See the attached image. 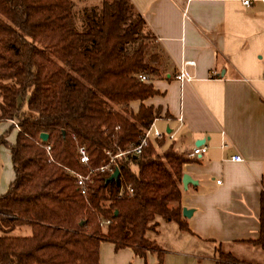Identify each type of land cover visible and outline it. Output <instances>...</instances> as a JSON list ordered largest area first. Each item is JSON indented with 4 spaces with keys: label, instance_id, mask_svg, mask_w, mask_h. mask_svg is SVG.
Here are the masks:
<instances>
[{
    "label": "trees",
    "instance_id": "1",
    "mask_svg": "<svg viewBox=\"0 0 264 264\" xmlns=\"http://www.w3.org/2000/svg\"><path fill=\"white\" fill-rule=\"evenodd\" d=\"M97 2L77 25L72 0H0V121L17 128L12 144L0 134L13 170L0 194V264H98L101 241L143 256L159 252L146 236L156 219L187 230L179 199L188 157L161 139L117 159L114 179L90 173L85 196L70 173L105 164V151L135 144L157 117L150 106L130 107L154 94L138 78L156 74L151 32L130 0ZM120 184L131 195L117 196ZM254 242L264 250L263 211ZM215 258L244 264L218 248Z\"/></svg>",
    "mask_w": 264,
    "mask_h": 264
},
{
    "label": "crops",
    "instance_id": "2",
    "mask_svg": "<svg viewBox=\"0 0 264 264\" xmlns=\"http://www.w3.org/2000/svg\"><path fill=\"white\" fill-rule=\"evenodd\" d=\"M130 1L153 36L146 51L156 70L149 76L154 94L130 107L153 109L162 149L171 145L185 156L196 146L205 151L182 164L192 180L185 188L180 182V207L192 211L183 217L187 230L163 219L151 230L167 231L173 247L162 248L146 234L160 254L139 256L101 241L98 264H165L167 254L215 264L217 248L244 264H264V250L254 242L264 212V3ZM185 61H192L185 66L191 79L180 83L173 74ZM5 126L13 130L12 144L17 128L0 121V132ZM234 154L241 161H232ZM0 158L3 194L13 179L9 149L0 146Z\"/></svg>",
    "mask_w": 264,
    "mask_h": 264
},
{
    "label": "built area",
    "instance_id": "3",
    "mask_svg": "<svg viewBox=\"0 0 264 264\" xmlns=\"http://www.w3.org/2000/svg\"><path fill=\"white\" fill-rule=\"evenodd\" d=\"M264 3V0H260ZM248 0H242V4L248 5ZM192 64V61L183 62L177 69V71L173 74V79L178 82H183L191 79L190 74L187 72L185 66ZM139 80L142 82L148 81L149 77L147 75L141 74L139 75ZM161 138V134L152 127V122L149 126L143 131L142 135L139 137L138 141L135 144L128 146L126 149L118 151L114 154L109 151H105V155L108 157V160L105 164L100 165L97 168H90L88 170V174L81 175L79 173L70 172L74 177L75 185L79 191V193L83 196L87 193L86 182L89 180V174L93 172H109L112 173L114 168L116 167L117 159L126 156H139L142 148L146 145L149 140L159 139ZM48 149V147H47ZM205 151V146L200 145L191 149L186 153V157L193 158L196 155H199ZM76 155L77 160L80 164H86L89 159L88 152L86 148L82 145L76 147ZM230 159L232 161H241V157L237 154L231 155ZM132 189L128 184H120L117 190V196H122L124 194L131 195ZM109 221H100V224H107Z\"/></svg>",
    "mask_w": 264,
    "mask_h": 264
},
{
    "label": "rangeland",
    "instance_id": "4",
    "mask_svg": "<svg viewBox=\"0 0 264 264\" xmlns=\"http://www.w3.org/2000/svg\"><path fill=\"white\" fill-rule=\"evenodd\" d=\"M72 4H73V10L75 13V21H76L77 25H81L80 23L82 21V16L85 13H88L89 9L91 7L94 6V7H96V10H98L97 0H93V1H91V0H84V1L83 0H72ZM146 54L148 55L147 51H146ZM4 131H6V140L7 141L9 140V138L13 137V130L9 129L8 126H5V128L3 129V131L0 132V134H2ZM0 146H1L2 151H4V150L8 151L7 147H5L3 145H0ZM2 158H0V172H1V164L3 161ZM9 167L11 169V166H9ZM167 233H168L167 231L160 229L158 234L154 233L153 231H148L146 234L148 237L155 238V241L157 242V244H158V241H160L161 245L160 244H158V245L162 248H168V246L173 247V246L169 245L170 244L169 241H166V239H170V237L166 238ZM154 246H156V245L154 244ZM164 246H166V247H164ZM164 261H166L165 264H196L195 260L192 258H185V257L182 258V256H180V257L179 256H173L172 254H167L166 260H164ZM163 264H164V262H163Z\"/></svg>",
    "mask_w": 264,
    "mask_h": 264
},
{
    "label": "water",
    "instance_id": "5",
    "mask_svg": "<svg viewBox=\"0 0 264 264\" xmlns=\"http://www.w3.org/2000/svg\"><path fill=\"white\" fill-rule=\"evenodd\" d=\"M39 139L42 141L46 140L47 134L44 132L39 133ZM117 174H118V170L116 168H114L112 173H110V175L108 176V179L116 178ZM180 182H181L182 187L185 188L187 183H192V180L190 179V177L186 173H183L181 176ZM191 212L192 211L190 209L182 208L181 209V216L184 218H188L190 216Z\"/></svg>",
    "mask_w": 264,
    "mask_h": 264
}]
</instances>
